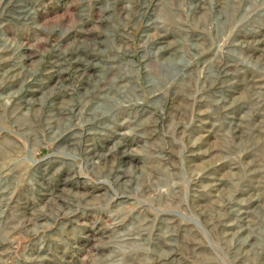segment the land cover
Instances as JSON below:
<instances>
[{
  "label": "rangeland",
  "instance_id": "374dc122",
  "mask_svg": "<svg viewBox=\"0 0 264 264\" xmlns=\"http://www.w3.org/2000/svg\"><path fill=\"white\" fill-rule=\"evenodd\" d=\"M0 264H264V0H0Z\"/></svg>",
  "mask_w": 264,
  "mask_h": 264
}]
</instances>
